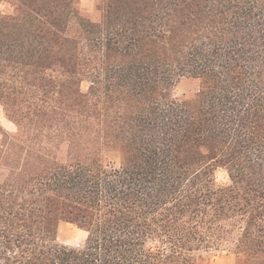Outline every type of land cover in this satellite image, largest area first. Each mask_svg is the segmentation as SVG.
<instances>
[{
  "label": "trees",
  "instance_id": "16d2710c",
  "mask_svg": "<svg viewBox=\"0 0 264 264\" xmlns=\"http://www.w3.org/2000/svg\"><path fill=\"white\" fill-rule=\"evenodd\" d=\"M80 1L0 0V264H264V0Z\"/></svg>",
  "mask_w": 264,
  "mask_h": 264
},
{
  "label": "rangeland",
  "instance_id": "374dc122",
  "mask_svg": "<svg viewBox=\"0 0 264 264\" xmlns=\"http://www.w3.org/2000/svg\"><path fill=\"white\" fill-rule=\"evenodd\" d=\"M97 0H81L80 9L83 13L92 15L94 20L98 17L95 15V6ZM0 12L4 14H12L13 8L9 5L2 4L0 6ZM195 90V84L191 81H185L180 84L175 90V96L183 97L190 95ZM0 125L3 126L9 132H15L16 127L11 123L5 115L4 109L0 107ZM116 163L117 157L112 156L109 162ZM217 182L219 184H226L229 182L228 176L225 171L220 170L217 173ZM87 238V234L79 230L76 226L69 223H61L59 227L58 242L71 247H81L84 245ZM209 264H236L235 256L228 254L227 252H222L214 255Z\"/></svg>",
  "mask_w": 264,
  "mask_h": 264
}]
</instances>
